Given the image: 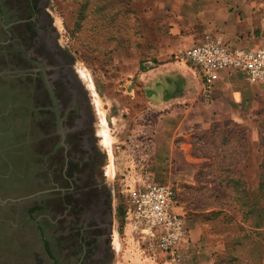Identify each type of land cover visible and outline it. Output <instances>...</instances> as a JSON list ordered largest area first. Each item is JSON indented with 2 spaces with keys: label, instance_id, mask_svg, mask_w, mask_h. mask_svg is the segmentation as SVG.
Here are the masks:
<instances>
[{
  "label": "rangeland",
  "instance_id": "374dc122",
  "mask_svg": "<svg viewBox=\"0 0 264 264\" xmlns=\"http://www.w3.org/2000/svg\"><path fill=\"white\" fill-rule=\"evenodd\" d=\"M258 1L264 7V0ZM159 4V0H42L55 32L57 53L86 100L96 145V175L112 189V232L106 238L110 246L104 264H123L130 256L153 262L159 258L156 264L173 260L139 241L125 223L130 190L140 180L170 186L176 208L183 201L201 215L213 264H264V228H258L264 226V203L258 186L243 175L242 131L215 127L196 132V150L206 163L197 174L195 188H177L154 164L157 116L144 117L142 103L129 89L135 84L132 75L140 66L143 70L149 57L145 39ZM260 5L254 8H262ZM3 6L1 3L0 10ZM263 36L259 33L255 40L241 37L236 44H227L264 49ZM5 71L0 78V264H11L8 255L12 250L20 262L27 261L33 251L34 264H52L42 241V237L49 240V251L59 258L58 242L49 236L53 233L47 215L49 187L42 161L47 146L42 124L40 127L44 119L37 113L29 84L15 79L17 65ZM8 124L16 125V139L12 140V131L6 129ZM260 133L262 159L264 117ZM59 263L68 264L63 259Z\"/></svg>",
  "mask_w": 264,
  "mask_h": 264
},
{
  "label": "crops",
  "instance_id": "0c3cea01",
  "mask_svg": "<svg viewBox=\"0 0 264 264\" xmlns=\"http://www.w3.org/2000/svg\"><path fill=\"white\" fill-rule=\"evenodd\" d=\"M159 1L161 4L154 11L153 23L145 39L149 57L142 65L143 70L140 66L132 75L135 84L129 89L131 96L142 103L144 117L157 116L158 121L154 122L156 137L152 144L154 164L177 188H195L197 174L206 163L196 150V132L215 127L239 129L244 134L243 175L257 186L264 83L253 84L240 72L221 70L206 94L197 73L180 60V55L205 35L218 36L224 43L233 44L241 41V37L255 40L259 33H264L263 4L258 0ZM257 3L262 8H254L259 6ZM2 74L5 76L0 72V78ZM8 126L6 129L12 131V140L16 139V125ZM176 213L187 217L184 220L187 235L178 247V264H213L201 215L183 201ZM11 252L9 263L34 264L33 251L24 262L17 260L20 256L15 250ZM132 257L123 264H156L159 260ZM163 261L162 264H176L174 260Z\"/></svg>",
  "mask_w": 264,
  "mask_h": 264
},
{
  "label": "flooded vegetation",
  "instance_id": "af4514ba",
  "mask_svg": "<svg viewBox=\"0 0 264 264\" xmlns=\"http://www.w3.org/2000/svg\"><path fill=\"white\" fill-rule=\"evenodd\" d=\"M1 3V69L17 65L15 79L29 84L37 113L44 119L40 127L47 146L42 161L49 187L47 215L53 230L49 236L58 242L59 258L42 237L44 250L52 264L62 259L68 264H104L110 246L106 238L111 236L112 189L96 175V145L86 100L57 53L55 32L42 0Z\"/></svg>",
  "mask_w": 264,
  "mask_h": 264
},
{
  "label": "built area",
  "instance_id": "2783aa9c",
  "mask_svg": "<svg viewBox=\"0 0 264 264\" xmlns=\"http://www.w3.org/2000/svg\"><path fill=\"white\" fill-rule=\"evenodd\" d=\"M200 41L181 53L180 60L197 73L206 94L221 70L240 72L253 84L264 83V49L232 48L212 35H205ZM129 201L125 223L132 235L178 264V247L185 240L187 230L184 217L176 213L173 189L140 180L130 190Z\"/></svg>",
  "mask_w": 264,
  "mask_h": 264
},
{
  "label": "trees",
  "instance_id": "16d2710c",
  "mask_svg": "<svg viewBox=\"0 0 264 264\" xmlns=\"http://www.w3.org/2000/svg\"><path fill=\"white\" fill-rule=\"evenodd\" d=\"M259 147H262V137L261 133L259 136ZM257 189L259 190V193L261 195V202L264 203V157H262L261 162H260V167H259V176H258V183H257ZM124 218V217H123ZM122 218V221H123ZM259 229L264 228V226L258 227Z\"/></svg>",
  "mask_w": 264,
  "mask_h": 264
},
{
  "label": "water",
  "instance_id": "95a60500",
  "mask_svg": "<svg viewBox=\"0 0 264 264\" xmlns=\"http://www.w3.org/2000/svg\"><path fill=\"white\" fill-rule=\"evenodd\" d=\"M111 220V219H110ZM110 231V234H111V229L109 230Z\"/></svg>",
  "mask_w": 264,
  "mask_h": 264
}]
</instances>
